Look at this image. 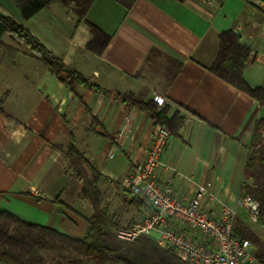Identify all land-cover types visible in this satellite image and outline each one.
<instances>
[{"label":"crops","instance_id":"0c3cea01","mask_svg":"<svg viewBox=\"0 0 264 264\" xmlns=\"http://www.w3.org/2000/svg\"><path fill=\"white\" fill-rule=\"evenodd\" d=\"M11 1L3 0L1 13L102 90L70 89L64 73H51L25 44L8 33L1 36L15 54L0 51V211L84 239L94 208L80 196L82 182L69 168L64 149L73 144L102 173L98 188L119 226L146 213L147 207L128 204L123 187L145 160L158 123L110 91L132 93L143 102L159 96L164 104L155 102L158 109L167 106L169 117L182 118L162 156L184 175H173L180 200L190 202L203 184L220 203L236 204L264 105L213 67L221 33L232 31L251 50L244 80L251 88L264 85V0H135L129 7L127 0H94L81 22L59 3L23 21ZM87 22L110 38L99 54L87 48ZM237 218L250 222L243 208ZM252 241L249 264H264L258 239Z\"/></svg>","mask_w":264,"mask_h":264},{"label":"trees","instance_id":"16d2710c","mask_svg":"<svg viewBox=\"0 0 264 264\" xmlns=\"http://www.w3.org/2000/svg\"><path fill=\"white\" fill-rule=\"evenodd\" d=\"M128 7L135 0H127ZM185 2L186 0H178ZM23 21L30 19L44 7L59 3L68 11L74 13L78 22L84 21L85 16L94 0H13ZM91 39L87 48L101 53L110 38L97 26L87 22ZM4 33L25 44L31 50V56L42 63L51 73L60 76L67 73L70 89L81 85L88 90L100 92V86L92 84L78 71L68 67L61 57L50 51L28 28L9 15L0 12V40ZM101 48H103L101 50ZM101 50V51H100ZM0 51L13 57L15 50L0 41ZM251 50L242 47L239 36L232 31L220 35V51L213 71L236 88L248 93L264 105V85L251 88L243 78V71L249 59ZM115 98L127 102L150 114L157 123L168 128L170 135H178L182 125V118L177 113L169 117L170 108L165 106L158 109L152 101H138L132 93L122 94L119 91L109 92ZM0 109L3 111L1 105ZM264 140V118L258 120L253 140L250 145L249 157L245 168L243 192L251 193L245 180L251 177V170L256 165L258 157L262 156ZM69 168L76 173L82 182L80 196L89 199L94 208V215L90 219V228L84 239L74 240L56 232L53 229L23 221L17 216L0 211V262L4 264H88L92 260L97 264H192L177 257L171 248L159 245L151 238H140L135 242H126L116 236L114 230L118 228L117 216L111 214L104 206V197L98 188L103 175L98 167L88 159L75 145L65 149ZM107 180V179H104ZM110 181V180H108ZM113 182V181H111ZM117 184H120L117 182ZM248 188V190H247ZM124 193L130 198L128 204L144 206L145 202L138 196L141 191L131 187H123ZM260 202V219L264 216V197L254 196ZM236 222V221H235ZM243 233L244 231L238 232ZM247 239V236H243ZM75 252V256H73Z\"/></svg>","mask_w":264,"mask_h":264},{"label":"built area","instance_id":"2783aa9c","mask_svg":"<svg viewBox=\"0 0 264 264\" xmlns=\"http://www.w3.org/2000/svg\"><path fill=\"white\" fill-rule=\"evenodd\" d=\"M262 1L255 0L258 4ZM154 101L164 104L159 96ZM170 137L168 128L156 124L145 160L124 182L126 187L141 191L138 196L147 211L131 226L116 228V236L126 242L151 238L192 264H249L254 259V245L234 231V224L238 208L247 212L250 222L258 223L260 202L243 195L235 205L220 203L206 185L198 184L194 197L184 203L176 196L173 184V175H184L162 160ZM214 203L219 204L218 209Z\"/></svg>","mask_w":264,"mask_h":264},{"label":"rangeland","instance_id":"374dc122","mask_svg":"<svg viewBox=\"0 0 264 264\" xmlns=\"http://www.w3.org/2000/svg\"><path fill=\"white\" fill-rule=\"evenodd\" d=\"M2 2H3V0H0V4L1 5H2ZM13 5H14V11H15L13 13L14 14H17L18 13L17 15H18V18H19L20 17L19 10L15 6L14 3H13ZM88 30H89V34H90L91 33L90 32V29L88 28ZM90 39H91V34H90L89 40ZM64 75L69 79L67 73L64 72ZM122 94H127V93H122ZM262 144H263L262 156H260V157L257 158L256 165L253 168V170H251V177H249V178H247L245 180V182L249 186L248 187L249 188V191L251 192V193H247L246 195H251V196L254 195L255 197L256 196L264 197V140H263ZM124 187H126V186H124ZM248 188H247V190H248ZM123 192L119 190V193L118 194L120 196L121 195L123 196ZM244 193L245 192L242 193V196L244 195ZM144 208H145L144 206H141L140 207L141 210L144 209ZM140 218H141V216H139L135 221L139 220ZM132 224L127 225V226H131ZM119 227H125V226H119ZM235 229H236V231L238 230L239 232L244 231L243 233H239L238 231L237 232L240 235L243 234V236H247V239H249L252 243H253L252 238L255 239V240L258 239V241L260 243V249L262 250V252L264 254V216L256 224H253L252 222H249V221H248V223H242L241 220L239 218H237L236 219V222H235ZM114 232H115V230H114ZM75 255H76L75 252H73V256H75ZM82 258H84L85 261L88 264H97L96 262H94L92 260H87L85 257H82ZM106 264H109V263H106Z\"/></svg>","mask_w":264,"mask_h":264}]
</instances>
